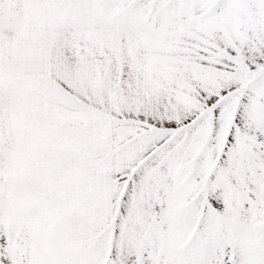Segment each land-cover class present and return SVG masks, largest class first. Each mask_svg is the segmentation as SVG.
<instances>
[{
	"label": "snow or ice",
	"instance_id": "6c2138e0",
	"mask_svg": "<svg viewBox=\"0 0 264 264\" xmlns=\"http://www.w3.org/2000/svg\"><path fill=\"white\" fill-rule=\"evenodd\" d=\"M0 264H264V0H0Z\"/></svg>",
	"mask_w": 264,
	"mask_h": 264
}]
</instances>
